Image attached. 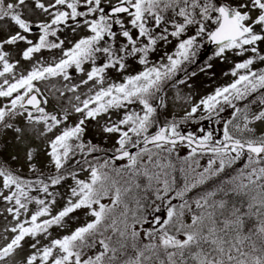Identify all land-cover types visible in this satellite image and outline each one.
I'll list each match as a JSON object with an SVG mask.
<instances>
[{"label":"snow or ice","instance_id":"obj_1","mask_svg":"<svg viewBox=\"0 0 264 264\" xmlns=\"http://www.w3.org/2000/svg\"><path fill=\"white\" fill-rule=\"evenodd\" d=\"M25 125L50 172L0 161V264H264V0H0V132Z\"/></svg>","mask_w":264,"mask_h":264},{"label":"rangeland","instance_id":"obj_2","mask_svg":"<svg viewBox=\"0 0 264 264\" xmlns=\"http://www.w3.org/2000/svg\"><path fill=\"white\" fill-rule=\"evenodd\" d=\"M118 51V49H117ZM45 58H51L47 52L44 53ZM134 70H139L138 67H130L128 69V73H131ZM197 71L198 78L195 81V86L192 89L193 94H203L206 91L212 90L214 87L218 86L219 84L223 83L226 77L223 75L224 71L227 70L226 66L221 63L214 64V69L212 71H207L205 73L199 72L197 69H192ZM109 77L119 81L121 79V75H117L114 71L110 72L108 75L105 76V85L107 86L109 82ZM90 86H85V88ZM81 93L85 91L82 88ZM187 92V89L183 90ZM57 102L53 101V105ZM59 107H64L63 100L59 101ZM185 107L180 97L177 98V104L171 110L179 115L182 114V110ZM71 111V108H69ZM107 123V121L101 118L97 123L90 124L89 127V135L94 137V143L102 145L107 151L108 148L111 147V138L107 137L103 131L102 125ZM28 126L25 125V131L23 137L21 138L20 142H16L15 137L12 132H0V161H8L13 169H20V174L24 175L25 177L29 176V169L25 162V146L27 145H35L37 148L41 149L36 164L38 165L39 171L42 172L43 176L46 178L50 169L43 167L46 164V157L43 152L44 144L46 143L47 137L41 139L37 142L32 135L28 134L27 131ZM17 156L18 159L15 162H12V157ZM76 165L72 164L70 168H66V171H70L74 169ZM85 217L82 212H76L73 214V219L69 221L68 227H76L80 224L85 222ZM4 221L3 218L0 217V227H2ZM0 243H2V238H0ZM9 264H12L10 261Z\"/></svg>","mask_w":264,"mask_h":264},{"label":"water","instance_id":"obj_3","mask_svg":"<svg viewBox=\"0 0 264 264\" xmlns=\"http://www.w3.org/2000/svg\"><path fill=\"white\" fill-rule=\"evenodd\" d=\"M209 48H211V46H209Z\"/></svg>","mask_w":264,"mask_h":264}]
</instances>
